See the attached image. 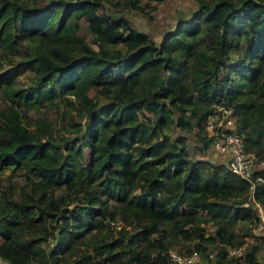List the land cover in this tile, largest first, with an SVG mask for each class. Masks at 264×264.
Listing matches in <instances>:
<instances>
[{"label":"trees","instance_id":"trees-1","mask_svg":"<svg viewBox=\"0 0 264 264\" xmlns=\"http://www.w3.org/2000/svg\"><path fill=\"white\" fill-rule=\"evenodd\" d=\"M103 1L112 4L0 0V60L31 78L8 86L0 69L10 101L0 106V259L176 264L169 250L193 240L183 254L195 249L204 264L255 263L264 184L193 158L186 137L166 131L213 147L205 120L225 105L245 149L264 161V0H197L158 43L126 16L100 11ZM153 1L162 0L113 4L143 10ZM55 96L63 117L80 118L72 137L28 114ZM16 172L17 192L8 183Z\"/></svg>","mask_w":264,"mask_h":264},{"label":"rangeland","instance_id":"rangeland-1","mask_svg":"<svg viewBox=\"0 0 264 264\" xmlns=\"http://www.w3.org/2000/svg\"><path fill=\"white\" fill-rule=\"evenodd\" d=\"M49 0H37V3L46 4ZM103 1V5L100 11L105 13H109L113 16L124 15L126 16L131 25L135 28L148 33L151 38L155 42H159L164 34L173 29L174 24L177 21V18L180 16L188 17L190 13V9L196 7L197 0H162L161 2L156 3L155 1L151 2L148 6H145L143 10L132 9V8H123L121 6L113 4L116 0ZM83 25L80 28L79 32L84 34L87 38L90 37L85 26L84 20H81ZM26 43V42H25ZM28 44V42H27ZM1 61L0 69L6 72V77L4 83L8 86L13 87H27L31 82L30 72L27 70L17 71L13 70L6 71L8 68L9 59L4 58ZM8 77V78H7ZM5 84V85H6ZM3 86L4 84H0ZM0 86V87H1ZM62 96H55L54 100H43L39 104H35V107L29 109L28 114L35 119L36 117H42L44 122L50 125L53 129L54 135L57 134H65L69 136L75 135V129L77 126H72V122L74 120H79L80 118L75 115L74 110L70 112L67 117L62 116L63 102L60 103V99ZM10 101L7 98L4 99L2 91L0 90V106H5ZM168 135L177 136L184 135L186 137L187 148L190 156L193 158H201L204 160L211 161L217 164H225L224 158L218 154H215L213 147H208L206 149H201V142L194 135L187 134L185 132L176 129V127H172L170 130L166 131ZM15 176L11 177L10 184H12L17 192L19 190V186L24 183V176L20 172H16ZM203 214L204 212H200ZM205 214V213H204ZM207 233L212 230L211 222H206ZM52 238L49 239L48 245L51 246L53 244ZM1 240V238H0ZM193 240H184L180 245H176L172 249H175L178 252L185 253L186 248L192 245ZM250 243H246L243 245V253L245 250L249 248ZM86 251V248L83 249ZM211 252L210 260L208 263H212L215 255V248L211 247L209 250ZM205 259L198 256V259L193 264H204ZM0 264H7L3 260L0 259ZM245 264H264V247L258 252L255 263H245Z\"/></svg>","mask_w":264,"mask_h":264},{"label":"built area","instance_id":"built-area-1","mask_svg":"<svg viewBox=\"0 0 264 264\" xmlns=\"http://www.w3.org/2000/svg\"><path fill=\"white\" fill-rule=\"evenodd\" d=\"M236 122L237 116L231 107L214 106L205 120L207 133L213 137V148L226 156L225 164L230 171L252 182L251 187L255 181L264 184V161H258L254 153L245 149L243 137L237 129ZM256 205L260 220L253 231L257 234H263L264 203L256 202ZM229 252L230 254L241 255L243 246L231 247ZM169 256L176 264H193L198 259L199 254L195 249L187 254L170 249Z\"/></svg>","mask_w":264,"mask_h":264},{"label":"crops","instance_id":"crops-1","mask_svg":"<svg viewBox=\"0 0 264 264\" xmlns=\"http://www.w3.org/2000/svg\"><path fill=\"white\" fill-rule=\"evenodd\" d=\"M174 25H175V24H174ZM214 152H215V154H218V155L222 156V157L224 158V163H225L226 156H225V155H222V154H220V153H218L216 150H214ZM225 165H226V164H225Z\"/></svg>","mask_w":264,"mask_h":264}]
</instances>
